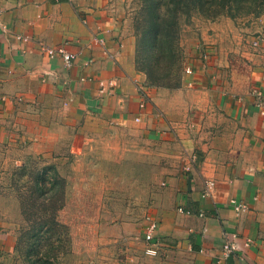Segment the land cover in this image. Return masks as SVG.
Masks as SVG:
<instances>
[{"label": "crops", "instance_id": "0c3cea01", "mask_svg": "<svg viewBox=\"0 0 264 264\" xmlns=\"http://www.w3.org/2000/svg\"><path fill=\"white\" fill-rule=\"evenodd\" d=\"M253 33L263 40L246 76L198 58L170 91L138 70L117 0H0V157L58 171L62 218L82 221L94 264H264V13ZM147 214L165 243L157 257L144 254ZM16 246L0 208V264H18Z\"/></svg>", "mask_w": 264, "mask_h": 264}, {"label": "rangeland", "instance_id": "374dc122", "mask_svg": "<svg viewBox=\"0 0 264 264\" xmlns=\"http://www.w3.org/2000/svg\"><path fill=\"white\" fill-rule=\"evenodd\" d=\"M117 2L123 12L126 27L135 38L137 49L142 29L143 0ZM162 6L164 7L163 4ZM244 7L245 5L241 6V11L234 13L235 15L223 13L215 19L194 13L191 21L182 24L181 36L179 21L176 57L170 63L174 67L172 66L170 75L166 74L167 71H156L160 79L155 85L170 91L182 89L186 76L192 75L186 73V68L192 67L194 59L208 62L216 55L220 61L217 65L226 69L229 76H246L250 71L251 54L257 48L252 37L259 14L247 13ZM147 51L156 68L152 40L145 53ZM169 149V154L172 155L173 147ZM137 153V157H143V150H138ZM6 161L0 157V208L17 225V263L39 264L38 259L44 253L48 254L52 264H94L92 260L96 258L97 250L81 251L82 236L78 231L82 221L62 218L61 212L66 205L64 178L57 170L53 172L50 166L37 159L14 163ZM53 178L60 181L59 186L53 185ZM142 218L130 221L140 224Z\"/></svg>", "mask_w": 264, "mask_h": 264}, {"label": "trees", "instance_id": "16d2710c", "mask_svg": "<svg viewBox=\"0 0 264 264\" xmlns=\"http://www.w3.org/2000/svg\"><path fill=\"white\" fill-rule=\"evenodd\" d=\"M179 5L185 7L180 8ZM234 5L237 7H233ZM243 5L247 13L259 14L257 17L264 13V0H143L142 29L139 33L135 61L138 70L147 75L148 85L158 87L155 84L160 78L156 75V71L163 70L167 71V75L171 74L170 71L174 65L170 63L176 57L175 43L179 40V21L181 36L182 24L191 21L194 13L215 19L223 13L230 12L231 15H235L234 13L241 11L239 9ZM150 40L154 43L156 68L150 59V53L148 51L145 53ZM50 169L55 172L53 167ZM52 181L53 185L59 186L60 181L57 178H53ZM55 222L58 224L56 219ZM49 259L48 254L41 253L38 262L52 264Z\"/></svg>", "mask_w": 264, "mask_h": 264}, {"label": "built area", "instance_id": "2783aa9c", "mask_svg": "<svg viewBox=\"0 0 264 264\" xmlns=\"http://www.w3.org/2000/svg\"><path fill=\"white\" fill-rule=\"evenodd\" d=\"M263 38L261 36H258L256 40L254 41L255 46H258L262 42ZM101 42V41H100ZM45 51L50 55V56H55L61 55L68 64L75 58V55L66 51L64 47L60 48H51V47H44ZM186 73L192 74L193 73V68L192 67H187L186 68ZM140 92L142 93L143 100L140 104L141 108L146 107L147 101H149V95L147 93V88L146 86H140L139 87ZM252 93L256 95L257 97L262 96V91L258 87H254L252 89ZM264 114V109L261 112ZM137 121L140 120V118H136ZM207 188L205 190V195L211 193V189L214 186L213 182H208ZM232 204L234 205L235 209L237 212H240L241 210H245L247 208V205L244 202H238L237 200H232ZM144 241H145V248H144V253L147 256L150 257H157L160 256L163 248L165 247V243L161 240L160 237H158L157 232L159 228V222L154 218L153 216L147 214L144 217ZM234 249H236L235 245L227 242L224 246V251L226 255H230L233 253Z\"/></svg>", "mask_w": 264, "mask_h": 264}]
</instances>
